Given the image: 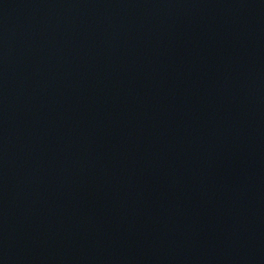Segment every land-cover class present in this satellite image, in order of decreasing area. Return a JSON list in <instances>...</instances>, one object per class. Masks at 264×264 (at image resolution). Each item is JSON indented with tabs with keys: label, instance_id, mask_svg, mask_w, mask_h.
Wrapping results in <instances>:
<instances>
[{
	"label": "water",
	"instance_id": "1",
	"mask_svg": "<svg viewBox=\"0 0 264 264\" xmlns=\"http://www.w3.org/2000/svg\"><path fill=\"white\" fill-rule=\"evenodd\" d=\"M0 264H264V0H0Z\"/></svg>",
	"mask_w": 264,
	"mask_h": 264
}]
</instances>
